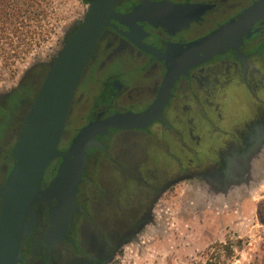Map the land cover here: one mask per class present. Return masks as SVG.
Here are the masks:
<instances>
[{
    "label": "flooded vegetation",
    "instance_id": "flooded-vegetation-1",
    "mask_svg": "<svg viewBox=\"0 0 264 264\" xmlns=\"http://www.w3.org/2000/svg\"><path fill=\"white\" fill-rule=\"evenodd\" d=\"M155 1L176 9L143 19L122 34L108 27L85 67L71 104L59 149L66 150L92 120L139 113L157 99L167 65L148 49L200 39L262 0H117L115 10ZM250 32L174 84L162 119L145 127L111 128L87 149L77 203L64 233H49L46 203L36 208L31 236L23 239L20 264H109L137 239L162 197L185 180L237 181L264 151V14ZM49 63H36L16 87L0 92V188L13 169V150ZM62 159L48 166L43 186ZM2 200L0 199V210Z\"/></svg>",
    "mask_w": 264,
    "mask_h": 264
},
{
    "label": "water",
    "instance_id": "water-1",
    "mask_svg": "<svg viewBox=\"0 0 264 264\" xmlns=\"http://www.w3.org/2000/svg\"><path fill=\"white\" fill-rule=\"evenodd\" d=\"M117 0H91L81 24L67 38L62 50L50 64L25 118L13 150L16 163L6 182L0 188V264H20L23 260V239L31 236L36 223L39 202L47 204L51 214L49 233L68 230L73 215L79 210L77 194L82 180L87 149L101 145L94 139L97 133L111 128L145 127L162 119L175 82L189 71L209 61L228 47L237 45L250 30L251 22L264 14V0L224 24L210 34L192 42L173 44L165 50L148 49L165 62L167 72L160 93L145 111L115 113L103 120H92L72 140L66 150H60L61 136L68 113L85 67L104 30H120L112 21L138 29V21L161 20L160 12L176 6L165 1L133 6L124 11L115 10ZM62 161L49 186L43 181L48 166L55 159Z\"/></svg>",
    "mask_w": 264,
    "mask_h": 264
},
{
    "label": "rangeland",
    "instance_id": "rangeland-1",
    "mask_svg": "<svg viewBox=\"0 0 264 264\" xmlns=\"http://www.w3.org/2000/svg\"><path fill=\"white\" fill-rule=\"evenodd\" d=\"M42 1L45 11L25 28L30 34L21 46L11 34V41L0 42V92L16 87L33 64L50 65L89 7L82 0ZM262 199L264 151L235 182L177 184L159 201L143 232L109 264H188L203 261L219 243L232 246L228 264H256L264 254V224L257 216Z\"/></svg>",
    "mask_w": 264,
    "mask_h": 264
},
{
    "label": "trees",
    "instance_id": "trees-1",
    "mask_svg": "<svg viewBox=\"0 0 264 264\" xmlns=\"http://www.w3.org/2000/svg\"><path fill=\"white\" fill-rule=\"evenodd\" d=\"M82 1L89 6L91 0ZM44 11L42 0H0V31L2 32L0 42L5 39L11 41L12 38L8 35L11 34L17 38L21 46L30 34V29L26 30L25 28L29 27L31 22ZM26 44L29 45V42ZM257 216L259 221L264 224V199L258 202ZM232 252L230 243H219L206 251L203 261H191L188 264H228L227 260L231 259ZM256 264H264V254Z\"/></svg>",
    "mask_w": 264,
    "mask_h": 264
},
{
    "label": "bare ground",
    "instance_id": "bare-ground-1",
    "mask_svg": "<svg viewBox=\"0 0 264 264\" xmlns=\"http://www.w3.org/2000/svg\"><path fill=\"white\" fill-rule=\"evenodd\" d=\"M256 17H257V16H256ZM254 19H255V18H254ZM252 21H253V20H252ZM249 32H250V31H248V32L245 33V34H248ZM245 34H244V35H245ZM244 35H243V36H244ZM243 36H242V38H243ZM241 40H242V39H241ZM240 42H241V41H240ZM240 42H239V43H240ZM239 43H238V44H239ZM233 46H235V45H233Z\"/></svg>",
    "mask_w": 264,
    "mask_h": 264
}]
</instances>
